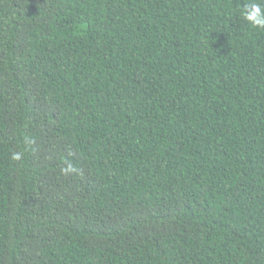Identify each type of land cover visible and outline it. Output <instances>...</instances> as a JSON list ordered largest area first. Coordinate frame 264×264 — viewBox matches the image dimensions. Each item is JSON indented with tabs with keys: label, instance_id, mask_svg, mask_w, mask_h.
Returning a JSON list of instances; mask_svg holds the SVG:
<instances>
[{
	"label": "trees",
	"instance_id": "obj_1",
	"mask_svg": "<svg viewBox=\"0 0 264 264\" xmlns=\"http://www.w3.org/2000/svg\"><path fill=\"white\" fill-rule=\"evenodd\" d=\"M246 2L0 0V264H264Z\"/></svg>",
	"mask_w": 264,
	"mask_h": 264
},
{
	"label": "clouds",
	"instance_id": "obj_2",
	"mask_svg": "<svg viewBox=\"0 0 264 264\" xmlns=\"http://www.w3.org/2000/svg\"><path fill=\"white\" fill-rule=\"evenodd\" d=\"M241 15L246 21L249 22L250 26L255 28L264 29V0H248L244 3ZM35 143L34 138L25 136L23 144L25 145L20 151H13L11 159L13 161H21L24 158V154L28 148ZM64 167L61 168V172L64 175L79 174L80 169L71 160H64Z\"/></svg>",
	"mask_w": 264,
	"mask_h": 264
}]
</instances>
